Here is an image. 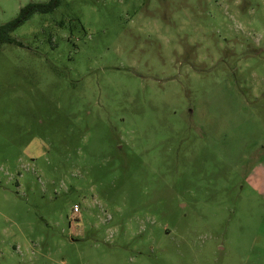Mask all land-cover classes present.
I'll return each mask as SVG.
<instances>
[{"label": "rangeland", "instance_id": "obj_1", "mask_svg": "<svg viewBox=\"0 0 264 264\" xmlns=\"http://www.w3.org/2000/svg\"><path fill=\"white\" fill-rule=\"evenodd\" d=\"M9 36L0 264H264V0H58Z\"/></svg>", "mask_w": 264, "mask_h": 264}, {"label": "trees", "instance_id": "obj_2", "mask_svg": "<svg viewBox=\"0 0 264 264\" xmlns=\"http://www.w3.org/2000/svg\"><path fill=\"white\" fill-rule=\"evenodd\" d=\"M57 3L58 0H48L45 3H28L20 8L18 16L15 19L0 25V44L3 42H12V38L9 36V33L21 22L26 20L33 12L50 11L57 5Z\"/></svg>", "mask_w": 264, "mask_h": 264}]
</instances>
